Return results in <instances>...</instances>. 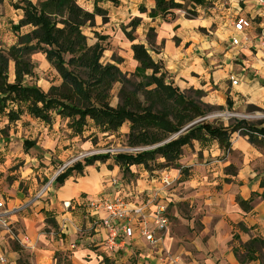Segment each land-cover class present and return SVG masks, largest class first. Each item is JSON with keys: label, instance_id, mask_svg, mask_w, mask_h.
Instances as JSON below:
<instances>
[{"label": "crops", "instance_id": "crops-1", "mask_svg": "<svg viewBox=\"0 0 264 264\" xmlns=\"http://www.w3.org/2000/svg\"><path fill=\"white\" fill-rule=\"evenodd\" d=\"M43 1L45 0H30L32 5H37ZM118 1L119 4L117 6L111 2L95 4L97 8L105 12V21L100 16L96 15L94 17V25L91 27L92 29L96 28L93 29L94 33H98L100 37L106 39L113 37L115 38L114 40H127L130 50L132 45H143L152 61L162 66L168 80L173 83L172 85L182 93L190 90L202 91L205 95L202 98L204 103L222 105L226 98H229L233 106H236L239 101L252 105L264 104V85H260V81L261 84H264V44L258 41L255 30L248 33L249 41L242 40L240 47H232L229 42L234 35L232 23L235 16L242 15L253 19L254 0H249L246 4L239 3V0H207L210 5L197 9V19L186 20L183 16L175 13L174 19L168 22L159 18L153 20L148 16V13L154 8V0ZM75 2L83 11L89 14L93 13L94 0H75ZM16 5L21 6L20 0H3L0 4V50L5 52L17 44L19 37L28 35L33 30L30 26L21 27L18 31L12 29L23 17L22 10L15 7ZM140 8H143L145 13H141ZM150 29L154 32L152 46L147 44L146 39ZM200 29H204L206 34H197V30ZM125 34H130L133 42H130ZM141 38L143 40L139 41ZM154 46L157 49L156 52L148 49V47L154 48ZM131 57L133 59L132 51ZM30 61L29 75L24 76V85L34 86L39 88L44 94H47L51 87L61 84V77L50 66L42 53L31 55ZM134 65L138 66L135 61ZM137 66H135V69ZM50 67L57 73L60 83L57 81H46L42 77V71L48 70ZM51 68L50 70L52 71ZM230 77L237 80L235 86L231 85ZM52 79H54L53 76ZM14 81L15 64L13 61H9L7 82L13 84ZM54 115L60 118L56 114L52 116ZM30 118L31 123L38 126V131L41 134L38 138H30V140L35 141L32 142V148L37 150L44 146L46 150L50 151L48 154L49 158L54 157L64 163L74 153L75 149L80 148L85 151L91 147L89 140H85L83 144H78L77 138L79 135L75 134L68 139L61 138L60 142H58L52 136H47L46 132L49 130V126L46 127V130L44 124L41 123L43 121ZM60 119L67 120L68 125V119ZM122 126L129 134L130 123H123ZM187 126L180 130L175 137L168 138L161 144L154 145L149 149L157 148L175 140L177 136H183L189 128L185 129ZM86 129L87 131H85ZM69 130L71 131V129ZM57 131L53 129L51 133ZM96 131L98 129L94 127L93 122L87 119L80 135H90ZM34 133L37 134L36 130H34ZM43 136L46 138L44 141L42 139ZM82 138L85 139V136ZM230 141L237 148L250 153V146L243 138L233 134ZM25 142L27 141H24L23 145ZM196 143L193 141L191 144L184 145L182 153L190 145H193L192 148H194ZM208 143L207 145L210 147H205V143V148L200 145V149L197 150L207 149L204 151L206 156L214 157V155H220L222 150L219 148L218 142L212 140ZM64 146L69 147L63 149ZM231 150L234 149L232 148ZM6 159L9 160V156ZM109 160L113 161V159ZM159 161L164 163L163 159L157 160V163L161 164ZM179 161L180 159L176 163L177 166ZM29 166V172H32L31 168H35V165L30 164ZM139 167L142 166L129 167V173L125 175L132 176L130 169ZM1 170H3V167H0ZM120 172L119 167L114 162L113 169L110 167V170L104 164L100 165L95 162L92 166L84 168L82 176H74L75 182L71 181L70 177L63 185L59 186L55 195L50 199V204H46L45 208H42L45 211V215L53 219L54 225H52V229L54 231L49 235L37 234L36 238L30 237L29 240L25 237L27 243L23 244V246L32 255L28 259V263L129 264V262H133L134 264H171L157 258L161 249L154 251L164 239L160 233H157V236L155 235V244L146 242L135 232L132 238L124 240L122 246L114 250H109L105 247V241L110 230L103 225V222L107 219V214L102 209L92 210L89 207L90 201L104 197L110 199L121 197L132 205L144 206L145 213L148 216L161 209L165 212L169 205L173 203L172 196L167 194V189L164 190L165 186L161 184L162 179L169 177L167 173H160L161 182H159V177L154 179L145 171L144 173H139V176L130 177L129 179H125L120 175ZM163 174L166 177L163 178L161 176ZM85 179L89 180V187L83 189L79 181ZM168 180L171 184V179L168 178ZM191 183L196 184V191L207 188L206 195L210 199L215 196L212 200L216 202L226 201V204L218 207L216 211L222 209L225 216L238 217V222H242L249 229V234H251L252 238H259V236L264 238V199L259 196L251 197L252 193L260 191L257 181L241 185L233 183L223 185L222 190L217 194L212 191V186L217 184V180L210 178V176L197 175ZM97 188L99 190L94 194ZM0 194L8 207L6 196L2 192ZM236 199L250 201L251 210L244 212L241 209V211ZM210 205H213V203L210 202ZM23 221L24 224L29 223L30 218H23ZM248 221L249 223L246 224ZM247 237L248 235L246 238H242V245L247 242ZM209 243L207 246L210 252L209 257L204 258L200 262L201 264H240L233 255L232 247L228 248L215 239L209 241ZM150 245L153 248H149ZM262 251L264 253V249ZM241 254H244V250ZM258 254L259 252L255 253V259L245 264H258ZM0 256L5 258L6 264H17L19 259L16 252L8 250L3 244H0Z\"/></svg>", "mask_w": 264, "mask_h": 264}, {"label": "rangeland", "instance_id": "rangeland-1", "mask_svg": "<svg viewBox=\"0 0 264 264\" xmlns=\"http://www.w3.org/2000/svg\"><path fill=\"white\" fill-rule=\"evenodd\" d=\"M183 11L181 9L175 13L183 16L186 20L197 19L186 15ZM93 29L86 26L81 30L82 35L86 38L87 46L94 48L96 53H99V65L102 69L107 66H114L122 77L121 80L115 81L109 78L108 74L102 75L103 79L110 80V88L103 94L105 102L112 108H116L124 102L127 106L132 107L133 112L137 113V106L134 104V100L137 99L142 107L154 104L157 110L161 109L164 115L172 119L170 120L171 124L172 122L176 123V120L179 121V116H182V114L176 115V109L173 106H166L167 95L164 90L158 88L152 92L151 90L155 87L150 86L145 89L146 98L139 92L137 86L142 84V79L133 75L137 65H134L127 40H114L113 37L100 40L102 37L98 33H94ZM197 34L204 35L206 32L204 29H200L197 30ZM140 40H143V38ZM148 49L155 52L157 50L155 46L154 48L148 47ZM157 67L160 72H164L161 65L157 64ZM50 68L42 71V77L46 81L60 83L57 73L52 68L51 71ZM67 69L73 70L75 74L80 72L72 66L67 67ZM52 76L54 79H52ZM80 76L84 79V76ZM172 84L165 74L164 86L175 87ZM260 85L264 84H261L260 81ZM185 93L187 96L193 97L191 91ZM201 101L204 103L203 100ZM204 104L207 106V114L195 122L205 121L220 127H227L234 122H244L245 125L264 128V104L252 105L239 101L236 106H233L229 98H226L222 105L216 103ZM174 117L175 119H173ZM30 119L29 115L24 113L18 121L9 123L5 115L0 114V167H3V170L0 171V192L6 196L7 204H9L7 208L11 210L7 219V226L0 228V244H3L8 250L16 252L19 258L25 261H28L32 256L23 246L27 243L25 237L29 240L30 237L36 238L37 234L49 235L54 231L52 229L53 219L45 215L42 208H45L46 204H50V199L59 189L54 180L59 174L63 173L64 169L77 162H82L83 158L88 156L97 154H110L113 156L118 153L134 154L137 151L141 152V150L154 146H135L134 143L136 142L129 140V134L122 126L116 133L96 131L90 135H79L77 138L78 144H83L85 140H89L91 147L85 151L80 148L75 149L74 153L62 163L54 157L49 158L50 151L46 150L44 146L37 150L32 148V142L35 141L30 140V138H38L41 134L38 131V126L32 124ZM51 121L49 123L41 122L46 130V127L49 126V130L46 132L48 137L52 136L54 140L60 142L61 138L68 139L74 136L67 128V120L54 115ZM33 122L35 121L33 120ZM126 122L124 123L126 124ZM53 129L58 131L51 133ZM34 130L37 134L34 133ZM152 132L154 135L159 133L158 130L154 129H152ZM54 134L56 135L53 136ZM175 135L176 133L169 135L165 140L173 138ZM234 135L243 138L248 143L250 153L237 148L230 141L231 149L233 148L235 151L231 149L225 151V153L221 151L220 155L211 157L210 155L206 156L204 153L207 150H204V148L208 146V142L206 146L202 144L205 147L200 151L197 149H200L201 146L196 143L194 148H192L193 145H190L183 151L178 164L179 168L159 169V167L153 165L150 167L152 172L142 167L132 168L130 169L132 176L123 175L120 172V175L125 179L139 176V173H144V171L154 179L159 177V182H161L160 173H167L168 178L171 179V184L164 187V190L167 189V194L172 196L173 203L164 212L169 225L167 230L160 233L164 239L154 250L161 249L157 258L171 264H201L200 262L204 258L209 257L210 252L207 246L210 244L209 241L214 239L228 248L232 247L241 256V252L244 250L241 244L242 238L244 239L248 235L247 242L252 239L249 229L242 222H238V217H227L222 209L216 211L218 207L226 204L225 200L216 202L212 200L215 196L210 199L206 195L207 188L196 191V184L191 183L197 175L210 176V178L217 180V184L212 186V191L217 194L222 190L223 185H230V183L241 185L257 181L260 191L252 193L251 197L259 196L264 199V140L259 136L258 140L260 142L257 145H252L248 142L247 137H242L238 133ZM83 136H85V139L82 138ZM42 139L44 141L45 136ZM24 141H27V149L23 145ZM68 147L64 146L63 149ZM7 156H9V160L6 159ZM159 162L162 163L163 161ZM108 163L109 165H107ZM30 164L35 165V168H31L32 172H29ZM98 164H104L108 170H110V167L113 169L112 160L105 163L98 162ZM161 176L164 177L165 174ZM70 180L75 182V177H71ZM98 190L99 188L94 194ZM210 202L213 205H210ZM23 218H30V222L24 224ZM248 223L249 221L246 224ZM259 238L261 237L259 236ZM149 248H153V246L150 245ZM263 254V251L259 249L258 264H264Z\"/></svg>", "mask_w": 264, "mask_h": 264}, {"label": "trees", "instance_id": "trees-1", "mask_svg": "<svg viewBox=\"0 0 264 264\" xmlns=\"http://www.w3.org/2000/svg\"><path fill=\"white\" fill-rule=\"evenodd\" d=\"M2 2L3 0H0V4ZM99 2H111L115 6L119 4L118 0H94V11L89 14L80 9L75 0H45L37 5H32L30 0H20L21 6L15 7L22 10L23 17L12 29L18 31L21 27L30 26L33 30L28 35L19 37L17 44L8 51L0 50V114L5 115L9 123L18 121L24 113L49 123L52 115L56 114L60 118L68 119L67 127L75 135L82 133L87 119L91 120L101 133H116L127 121L130 123L129 140L136 142L135 146L155 145L206 116L207 106L201 101L204 93L190 90L193 94V97H190L185 92H180L178 88L164 86L165 72H160L157 64L152 61L141 44L131 46L133 59L138 64L133 75L142 79V84L137 88L145 98L147 97L145 89L150 86L155 87L152 92L158 88L164 90L167 95L166 106H173L176 115L182 114L179 121L171 124L172 119L164 115L161 109L157 110L154 104L142 107L137 99L134 100L137 113L124 102L116 108H111L105 102L103 94L109 90L110 80L103 79L102 75L108 74L109 78L119 81L122 78L121 74L114 66L102 69L99 65V53L87 46L86 38L81 31L86 26L93 27L96 15L105 21V12L95 6ZM208 5L207 0H154V8L148 16L153 20L159 18L168 22L174 19L176 11L183 9L186 15L197 18V9ZM139 10L145 13L143 8ZM125 36L133 42L130 34ZM102 39L105 40L103 37L100 38ZM146 39L147 44L152 46L154 39L152 29L148 31ZM35 53H42L61 77V84L51 87L47 94L41 92L39 88L23 84L24 76L29 75L30 57ZM9 61L15 64L13 84L7 82ZM71 66L78 69L84 79L73 70L67 69ZM152 129L158 130V135H154ZM185 132L183 136L154 149L134 154L118 153L113 156L97 154L85 157L82 162L64 169L54 183L61 186L70 177L82 176L84 168L92 166L95 162L104 163L113 159L114 164L124 175L129 173L131 166H142L148 171H151L150 167L153 165L159 169L179 168L176 163L181 158L182 148L193 141L204 145L216 140L219 148L225 153L230 150V138L235 133L247 137L252 145L260 142L258 136L264 138V128H255L245 125L244 122H234L227 127H220L199 121ZM24 145L27 149V142ZM158 159H163L164 163H157ZM236 203L244 212L251 210L250 201L236 199ZM242 247L244 254L240 256L233 249V255L240 264L249 263L255 259L254 255L259 249H264V238H252ZM17 264L29 263L19 258Z\"/></svg>", "mask_w": 264, "mask_h": 264}, {"label": "built area", "instance_id": "built-area-1", "mask_svg": "<svg viewBox=\"0 0 264 264\" xmlns=\"http://www.w3.org/2000/svg\"><path fill=\"white\" fill-rule=\"evenodd\" d=\"M248 1L239 0V3L246 4ZM254 2L253 19L242 15H237L233 19L232 30L234 35L229 41L232 47H240L242 40L249 41L248 33L252 30H255L258 41L264 44V0H254ZM255 20L256 22H254ZM229 80L232 86L237 84L235 78L230 77ZM262 139L264 140V138ZM113 183L115 184V182ZM161 183L165 187L170 185L168 178L162 179ZM89 207L94 211L102 209L107 214V219L103 225L110 229L105 241V247L109 250L122 246L124 240L132 238L135 232L146 242L155 244V235L167 230L169 225L163 209L148 216L144 206L132 205L121 197L111 199L104 197L93 200L89 202ZM10 213L11 210L7 208L6 202L0 194V228L7 226ZM0 264H6L3 256H0Z\"/></svg>", "mask_w": 264, "mask_h": 264}, {"label": "bare ground", "instance_id": "bare-ground-1", "mask_svg": "<svg viewBox=\"0 0 264 264\" xmlns=\"http://www.w3.org/2000/svg\"><path fill=\"white\" fill-rule=\"evenodd\" d=\"M80 182V186H82L83 189H86L89 187V180L85 179V180H81Z\"/></svg>", "mask_w": 264, "mask_h": 264}, {"label": "water", "instance_id": "water-1", "mask_svg": "<svg viewBox=\"0 0 264 264\" xmlns=\"http://www.w3.org/2000/svg\"><path fill=\"white\" fill-rule=\"evenodd\" d=\"M197 122H199V121H197ZM194 123H192V124H190V125H188L185 129H187L188 127H190L191 125H193Z\"/></svg>", "mask_w": 264, "mask_h": 264}]
</instances>
